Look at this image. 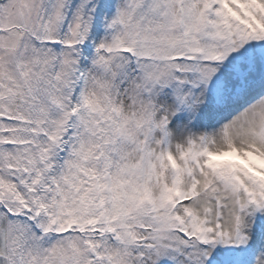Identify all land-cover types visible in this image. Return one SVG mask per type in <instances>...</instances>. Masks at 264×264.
<instances>
[{
  "label": "snow or ice",
  "instance_id": "6c2138e0",
  "mask_svg": "<svg viewBox=\"0 0 264 264\" xmlns=\"http://www.w3.org/2000/svg\"><path fill=\"white\" fill-rule=\"evenodd\" d=\"M0 264H264V0H0Z\"/></svg>",
  "mask_w": 264,
  "mask_h": 264
}]
</instances>
